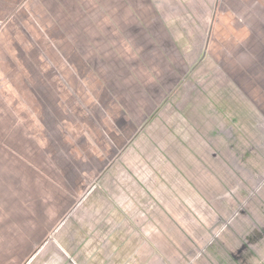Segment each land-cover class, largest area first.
Returning <instances> with one entry per match:
<instances>
[{"label": "rangeland", "instance_id": "374dc122", "mask_svg": "<svg viewBox=\"0 0 264 264\" xmlns=\"http://www.w3.org/2000/svg\"><path fill=\"white\" fill-rule=\"evenodd\" d=\"M116 2L52 0L75 28L41 29L43 8L28 0L0 18L3 37L36 51L19 81L7 73L15 49L0 53L5 89L21 102L0 103V132L33 122L35 138L51 133L53 168L40 175L52 183L44 193L62 197L64 239L47 247H81L80 264H235L244 251L226 233L251 234L264 216V0L129 13ZM261 254L245 264H264ZM29 264L47 263L39 252Z\"/></svg>", "mask_w": 264, "mask_h": 264}, {"label": "crops", "instance_id": "0c3cea01", "mask_svg": "<svg viewBox=\"0 0 264 264\" xmlns=\"http://www.w3.org/2000/svg\"><path fill=\"white\" fill-rule=\"evenodd\" d=\"M15 1L18 2L19 0H0V18H2L5 11L13 10L14 3L12 2ZM32 1L39 8H43V15L47 18V22L50 23L48 24L47 22H44L43 27L40 26L41 29L49 27L51 31L53 29L59 30L70 27L75 28L72 25L68 26L69 24L64 22L66 20H64L63 22L60 21L61 16L65 17L66 19L68 14L67 12L57 11L52 5V0H28L29 3ZM116 1L117 2L112 4L111 6L118 7V11L120 13L138 11L140 7L146 5H155V7H169L170 5L174 6V2H172V4H168L167 0H143L141 2L138 0ZM176 4L179 5V3ZM133 7L136 8L133 10ZM173 8L177 7L175 6ZM165 10L174 11V9L170 8H167ZM32 18H34V16ZM33 20L34 22L29 21L30 26L40 25L35 19ZM46 23L48 25H46ZM14 24L15 22H12V28L19 26L18 24ZM113 24H115V22H111V25ZM0 35L3 41V46L1 45L2 42L0 43V53L4 52L7 46L10 48V50L15 49V52L11 50L13 54H8L10 55V57L6 55L9 61L12 60L13 57L16 61L15 64H13V61H10L12 65V71H7V73L8 75H11L12 78L17 77L19 81L20 75L22 76L24 74V70L21 74V64L23 63L22 65L24 67H27L28 60H31L30 62H33L32 57L34 56L35 58H37L35 48L30 47L29 45L23 48L20 45V41L10 40V38H8L7 36L6 38L5 36L3 37V32ZM49 35L51 37V32ZM74 47H76L75 43ZM20 50H22L23 53L20 52ZM44 57L45 56H43V58ZM3 61L4 58L0 55V65ZM27 68L28 71L31 72L30 69L32 68ZM3 72L4 70H1L0 68V103L2 104L7 101L13 108V110H15L14 108L16 104H18L19 106L21 104V102L19 101L20 97L18 94L13 95V97L11 98L12 95L9 93V90L5 89L9 86L8 84H6L7 86L4 85V77H2L4 76ZM34 74L35 73L33 70L31 76H34ZM20 83L21 81L17 83V89H14L13 84L10 85L12 93L13 91L18 93L21 92L19 89ZM29 86H31L30 88L28 87L29 89H34L36 87V85ZM28 88H26L25 86L23 87V89ZM46 91H51L50 86L44 85L37 88V92L39 93ZM16 121L17 120L15 119L11 123V126L14 130L17 129L19 131L21 123L20 120L17 122ZM33 124L35 125V123L32 122L31 127H29L27 130L23 128L22 131L20 130L21 132H0V148H2L0 149V264H29L33 256L36 253L39 254V252L43 253V262L47 264H80L82 260L80 259L78 253L80 252L81 247H70V253L72 254L69 255L68 249H61L59 247L57 248V250L52 251L49 247H47L48 242L50 243L54 241L53 237H60L59 234L63 233V229H61L62 227H60L64 225L63 221H61L63 208L62 205L60 206V203L62 201L60 202L59 197L61 196L55 197L53 199L52 196H48L44 193L46 189H52V183L49 182L51 180L48 179L47 176L40 175L47 173L46 169L51 171V169L53 168L52 150L51 148H49L52 147V140L50 137L51 133L46 132V130L44 129L45 134L43 133L42 136L35 138L36 135L33 131V128L35 129V127L33 126ZM23 125H25V123ZM24 136L27 137L28 143L23 142L25 138ZM5 144H7L10 148ZM4 146H6L8 149H5ZM3 158L11 161L13 166L11 165L9 166L10 168H6V166L3 165ZM10 158L13 161L10 160ZM45 181L49 182V184L47 185ZM53 209H55L54 215ZM259 218H257V221H260L261 224L260 226H254V228H256L257 230H254L252 232V240L254 241L252 242V244H257L256 248L253 249L254 251L256 250L254 254L248 251V245L244 246L243 244V241L246 240L245 236H249L247 235V230H243L245 232V235H243L242 231L239 230V232L232 231L231 233H226V237L228 235L235 236L236 240H233L231 244H233V246L235 247L236 253H238L237 250H241V252L244 251L241 256L242 259L237 258L236 255L234 256L237 258V262L235 261V264H245L246 258H255L256 254L257 256L261 255L262 257L261 253H264V235L262 234H264V231L262 232L261 227L264 226V216H259ZM57 224H59L58 228H56ZM62 239L64 238L62 237ZM241 246L244 247L241 249ZM41 247H43V252L41 251ZM247 254H249V256ZM224 255L225 256L222 257L221 262H224L223 259L225 257L229 261L227 254ZM242 260L244 263L242 262ZM230 261H232V263L234 262L233 259ZM258 264H260V262Z\"/></svg>", "mask_w": 264, "mask_h": 264}, {"label": "flooded vegetation", "instance_id": "af4514ba", "mask_svg": "<svg viewBox=\"0 0 264 264\" xmlns=\"http://www.w3.org/2000/svg\"><path fill=\"white\" fill-rule=\"evenodd\" d=\"M261 140H262V142H264V137H263V139H262V136H261ZM262 144L264 145V143H262ZM259 195H260V193H259ZM259 195H258V196H259ZM259 197H260L261 199H260ZM259 197L257 198L258 201H264V195H263V196L260 195ZM253 200H254V199H252V201H253ZM249 201H250V200H249ZM253 202H254V201H253ZM255 204H256V203H255ZM242 212H244V213H246V214H247L248 212H250V214L253 215L252 209H249V208H248V212L246 211V208H244V210H243ZM242 224H243V225H246V224H244V223H242ZM246 226H247V225H246ZM247 228H248V230H250V229H251V226L248 225ZM248 230H247V231H248ZM256 230H257V229H256ZM261 230L264 231V226L261 227ZM242 233H243V235H245V232H244L243 230H242ZM247 235H249L248 237H250L251 240H250V241H245V240H244V241H245V242L247 243V245L250 247L251 243L254 242V241L252 240V233L250 234V231H249V233H248ZM248 237H247V238H248ZM246 240H247V239H246ZM232 245H233V244H232ZM233 254H234V253H233ZM235 255H236V254H234V256H235ZM236 256H237V255H236Z\"/></svg>", "mask_w": 264, "mask_h": 264}]
</instances>
